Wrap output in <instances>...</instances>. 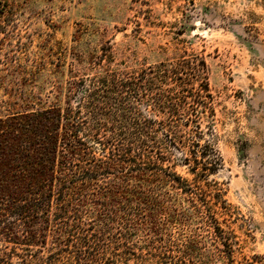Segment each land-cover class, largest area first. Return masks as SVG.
Returning <instances> with one entry per match:
<instances>
[{
	"label": "trees",
	"instance_id": "trees-1",
	"mask_svg": "<svg viewBox=\"0 0 264 264\" xmlns=\"http://www.w3.org/2000/svg\"><path fill=\"white\" fill-rule=\"evenodd\" d=\"M7 6L0 1V15ZM103 71L74 77L63 104L22 98L0 114V264H128L139 231L156 251L145 263L188 264L193 238L180 241L177 223L189 214L168 210L165 184L187 193L222 235L216 209L226 200L209 179L222 157L206 61L192 53ZM174 150L194 185L171 169ZM109 177L135 178L137 192L125 196L128 181L120 192Z\"/></svg>",
	"mask_w": 264,
	"mask_h": 264
},
{
	"label": "rangeland",
	"instance_id": "rangeland-1",
	"mask_svg": "<svg viewBox=\"0 0 264 264\" xmlns=\"http://www.w3.org/2000/svg\"><path fill=\"white\" fill-rule=\"evenodd\" d=\"M0 1L8 3L0 15V114L22 98L34 106L63 104L74 77L106 67L131 71L192 53L203 58L222 157L209 178L226 200L216 209L222 235L169 184L165 205L189 214L177 223L180 241L193 238L188 264H264V0ZM182 157L173 151L171 169L194 185ZM103 179L120 192L128 181L125 196L137 192L135 178ZM149 238L141 231L132 237L136 254L128 264L156 260Z\"/></svg>",
	"mask_w": 264,
	"mask_h": 264
}]
</instances>
